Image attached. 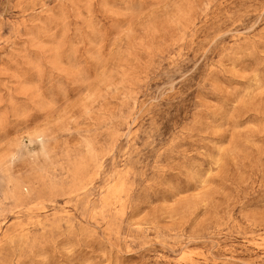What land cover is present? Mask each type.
<instances>
[{
  "label": "rangeland",
  "instance_id": "obj_1",
  "mask_svg": "<svg viewBox=\"0 0 264 264\" xmlns=\"http://www.w3.org/2000/svg\"><path fill=\"white\" fill-rule=\"evenodd\" d=\"M0 264H264V0H0Z\"/></svg>",
  "mask_w": 264,
  "mask_h": 264
}]
</instances>
